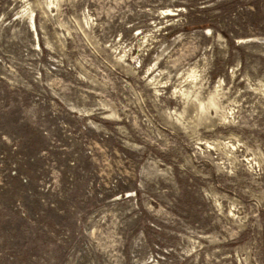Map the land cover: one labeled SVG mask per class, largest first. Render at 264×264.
Listing matches in <instances>:
<instances>
[{
	"label": "rangeland",
	"instance_id": "1",
	"mask_svg": "<svg viewBox=\"0 0 264 264\" xmlns=\"http://www.w3.org/2000/svg\"><path fill=\"white\" fill-rule=\"evenodd\" d=\"M0 264H264V0H0Z\"/></svg>",
	"mask_w": 264,
	"mask_h": 264
}]
</instances>
